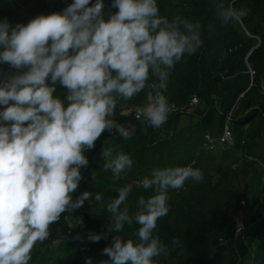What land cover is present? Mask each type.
<instances>
[{
  "label": "clouds",
  "instance_id": "9594fccd",
  "mask_svg": "<svg viewBox=\"0 0 264 264\" xmlns=\"http://www.w3.org/2000/svg\"><path fill=\"white\" fill-rule=\"evenodd\" d=\"M233 3L213 0L222 24L247 15ZM103 6L104 0H72L62 11L26 24L0 21V64L27 69L0 80V264H29L37 242L48 239L49 226L92 195H72L81 167L89 163L85 152L105 130L115 127L123 139L135 132L113 119L118 101L147 87L148 103L134 106L135 118L154 128L168 120L172 106L163 90L169 70L203 45L199 22L159 15L157 0H111L117 11L107 19ZM150 74L157 80L149 83ZM57 84L67 89L63 100L54 95ZM103 155V168L114 179L134 163L130 154L113 155L109 147ZM203 178L192 164L154 168L118 187V196L106 202L97 192L95 200L111 214L109 231L116 233L103 249L109 257L104 264H155L153 258L165 251L153 233L169 211L168 190ZM133 184L154 194L140 195L130 213L126 201ZM125 224L138 225L136 240L118 234ZM102 236L89 233L88 239L99 242Z\"/></svg>",
  "mask_w": 264,
  "mask_h": 264
},
{
  "label": "trees",
  "instance_id": "16d2710c",
  "mask_svg": "<svg viewBox=\"0 0 264 264\" xmlns=\"http://www.w3.org/2000/svg\"><path fill=\"white\" fill-rule=\"evenodd\" d=\"M70 3L0 0V21L7 20L10 26L26 24L38 15L60 12ZM157 5L159 15L169 20L181 16L201 25L203 45L169 70L163 90L170 103L187 110L170 114L160 128H154L133 113L134 106L148 103L150 89L118 101L113 119L124 127L134 126V134L123 139L113 127L85 152L89 163L81 167L82 179L72 195L73 199L84 191L92 195L49 226L48 239L37 242L29 264H86L87 258L92 264H104L109 257L103 249L116 233L109 231L111 214L95 200L96 193H102L106 202L118 196V187L142 180L154 168L187 164L200 168L204 178L168 190L169 211L158 219L153 233L165 251L153 258L155 264H264V0H234L233 6L247 9V15L228 24L217 17L213 0H157ZM115 11L111 0H104L105 19ZM26 70L0 64V80ZM156 80L150 74L149 83ZM66 91L57 84L54 95L63 100ZM195 96L199 103L191 107ZM227 125L233 144L216 143L210 149L206 136L220 138ZM107 147L113 155L130 154L134 161L119 179L103 168ZM153 194L133 184L126 201L130 213L140 195ZM242 216L244 237L236 239V220ZM137 227L125 224L118 234L136 240ZM89 233L105 236L92 242Z\"/></svg>",
  "mask_w": 264,
  "mask_h": 264
},
{
  "label": "built area",
  "instance_id": "2783aa9c",
  "mask_svg": "<svg viewBox=\"0 0 264 264\" xmlns=\"http://www.w3.org/2000/svg\"><path fill=\"white\" fill-rule=\"evenodd\" d=\"M170 103V102H169ZM199 103V98L198 97H193L191 103H190V106L191 107H194V106H197ZM170 105L172 106V111L169 113L172 114V113H176V112H179V111H184V110H187L186 107H183V108H180L178 107L176 104L174 103H170ZM134 116H135V110H134ZM140 119H143V117H141ZM206 140L208 141V144H209V147L210 149H213L214 146L216 145V143H219V144H222V145H229L231 146L234 142V137H233V134L229 128V126L227 125L225 128H224V131H223V134L220 138H213L209 135L206 136ZM243 205H245V203H243ZM244 218L243 216L242 217H238L237 218V225H236V234H235V238H243L244 237V231H245V225H244Z\"/></svg>",
  "mask_w": 264,
  "mask_h": 264
},
{
  "label": "rangeland",
  "instance_id": "374dc122",
  "mask_svg": "<svg viewBox=\"0 0 264 264\" xmlns=\"http://www.w3.org/2000/svg\"><path fill=\"white\" fill-rule=\"evenodd\" d=\"M184 121H185V122H183V123H186V122L188 121V118H187V117H185Z\"/></svg>",
  "mask_w": 264,
  "mask_h": 264
},
{
  "label": "crops",
  "instance_id": "0c3cea01",
  "mask_svg": "<svg viewBox=\"0 0 264 264\" xmlns=\"http://www.w3.org/2000/svg\"><path fill=\"white\" fill-rule=\"evenodd\" d=\"M184 119H185V117L183 118L182 123L185 122Z\"/></svg>",
  "mask_w": 264,
  "mask_h": 264
}]
</instances>
